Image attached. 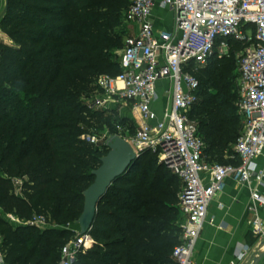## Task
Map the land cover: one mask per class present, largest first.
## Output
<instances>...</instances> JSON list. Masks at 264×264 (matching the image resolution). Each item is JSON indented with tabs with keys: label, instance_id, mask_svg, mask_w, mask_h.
<instances>
[{
	"label": "trees",
	"instance_id": "16d2710c",
	"mask_svg": "<svg viewBox=\"0 0 264 264\" xmlns=\"http://www.w3.org/2000/svg\"><path fill=\"white\" fill-rule=\"evenodd\" d=\"M131 1L10 0L0 21L11 41L0 40V252L6 264H58L62 248L77 236L68 227L82 216L92 172L109 153L83 138L100 137L112 122L82 98L99 93L100 76L119 75L129 35L121 25ZM238 49L244 46L230 42L228 56L194 72L200 90L191 118L210 163L239 164L234 147L241 116L232 77ZM156 161L145 153L113 184L89 232L93 243L88 240L74 264H175L180 180L164 165L155 168ZM143 163L148 174L142 177ZM16 180H23L21 194ZM6 215L22 222L44 217L52 229L13 225Z\"/></svg>",
	"mask_w": 264,
	"mask_h": 264
},
{
	"label": "built area",
	"instance_id": "2783aa9c",
	"mask_svg": "<svg viewBox=\"0 0 264 264\" xmlns=\"http://www.w3.org/2000/svg\"><path fill=\"white\" fill-rule=\"evenodd\" d=\"M156 7L171 14V30L155 27ZM123 16L125 24L138 28V32L125 38L119 75H102L97 80L107 100L97 99L91 107L107 111V104L126 102L139 115L141 123L134 136L123 138L136 153L156 155L159 164L180 180L181 241L172 258L175 264H194L209 207L223 192L226 181L264 183V171H258L255 164L264 152V0H132ZM232 41L244 46L239 61L238 102L242 128L234 147L239 164L221 165L207 161L205 143L191 118L200 90L194 72L209 66L215 57L228 56ZM160 82L169 85L165 95L171 99L162 116L155 108ZM83 139L97 146L101 137ZM15 186L21 194L23 180H16ZM251 199L248 225L259 247L264 241V194L255 188ZM5 219L13 225L42 230L51 227L40 216L30 222L13 215ZM76 232L77 236L62 248L58 264H74L91 246L88 240L93 243L90 236ZM257 251L245 247L239 261L252 264ZM0 264H6L1 252Z\"/></svg>",
	"mask_w": 264,
	"mask_h": 264
},
{
	"label": "crops",
	"instance_id": "0c3cea01",
	"mask_svg": "<svg viewBox=\"0 0 264 264\" xmlns=\"http://www.w3.org/2000/svg\"><path fill=\"white\" fill-rule=\"evenodd\" d=\"M4 8L5 0H0V14ZM153 18L157 29L173 28L172 16L168 11L156 7ZM128 30L129 34L138 32V28L134 27H129ZM2 35L8 38L0 31V37ZM161 84L164 89L167 86L165 82L158 84V102L155 108L159 116H162L164 109L171 105V99L165 92L162 94L159 90ZM255 164L258 171H264V152ZM255 188L264 194V183L240 185L233 179L226 181L223 192L209 207L208 220L195 252L194 264H243L239 261V256L245 247L254 248L255 251L258 249L257 243L253 244L254 239L248 225L252 218L249 211L253 204L251 193ZM261 264H264V261Z\"/></svg>",
	"mask_w": 264,
	"mask_h": 264
},
{
	"label": "water",
	"instance_id": "95a60500",
	"mask_svg": "<svg viewBox=\"0 0 264 264\" xmlns=\"http://www.w3.org/2000/svg\"><path fill=\"white\" fill-rule=\"evenodd\" d=\"M10 0H5V8L0 14V21L9 11ZM109 153L101 159V166L92 172L94 183L84 192V209L77 221L81 236H89V232L97 216L98 206L106 197L115 182L128 175L135 163L147 152L136 153L130 143L119 135H110L105 143ZM52 229V228H48ZM264 261V241L258 247L252 264Z\"/></svg>",
	"mask_w": 264,
	"mask_h": 264
},
{
	"label": "rangeland",
	"instance_id": "374dc122",
	"mask_svg": "<svg viewBox=\"0 0 264 264\" xmlns=\"http://www.w3.org/2000/svg\"><path fill=\"white\" fill-rule=\"evenodd\" d=\"M123 18H124V16H123ZM123 27L129 28V26L127 24H125L124 19H122L121 29ZM0 40H3V42H5L6 44H11V41L8 38L6 39L5 36H3V35H2V37H0ZM242 51H243L242 49H238L235 51V54L233 55V57L235 58V62H234V71H233L232 77L235 78V80H236V84H235V87L233 89L234 90L233 92L235 93L236 104H238L239 96H240V94H239L240 93L239 61H240V56L242 54ZM119 56H120V54H119ZM159 90L163 94L165 91L167 92L169 90V87L166 86V88L164 89V88H162V84H161V85H159ZM97 99H101L102 101H105V100H107V97L99 90V93H97L95 95L83 96L82 101L85 104L92 106ZM166 100H168V99H166ZM107 107H108L107 111H103V110L102 111L105 112L107 116L112 117V122H111V125L107 126V128H105V130L99 134L101 139H100V143H98L97 147H102L103 145H105L107 138L112 134L119 135L120 137L132 138L135 134L137 126H139V124L141 123V119H140L139 115L135 112L133 106L129 103H126V102H117L115 104L110 103V104H107ZM239 115L240 114H237L236 116L238 117ZM237 122H238V126L240 128V131H241L242 120L240 121V119H239ZM232 159H233V156H232ZM158 166H159V164L156 161L155 168H157ZM147 169H148L147 164L143 163L138 168L137 174L139 176H142V177L146 176L148 174ZM149 182H151V178L149 179ZM178 183H179L180 190H181L182 184L180 182H178ZM163 187L164 186H161V189ZM59 229H62V228H59ZM71 229L75 230V231H79V228L77 226H71Z\"/></svg>",
	"mask_w": 264,
	"mask_h": 264
}]
</instances>
